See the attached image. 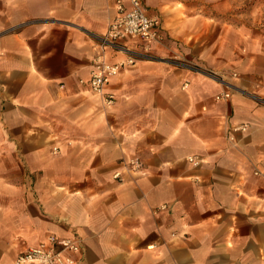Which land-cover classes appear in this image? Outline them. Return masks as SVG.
I'll list each match as a JSON object with an SVG mask.
<instances>
[{"label": "crops", "instance_id": "0c3cea01", "mask_svg": "<svg viewBox=\"0 0 264 264\" xmlns=\"http://www.w3.org/2000/svg\"><path fill=\"white\" fill-rule=\"evenodd\" d=\"M141 2L151 16L168 0ZM114 12L0 0V264L49 235L77 238L79 264H264V101L243 91L264 81L139 56L105 106L81 80L102 52L124 61L101 45Z\"/></svg>", "mask_w": 264, "mask_h": 264}, {"label": "rangeland", "instance_id": "374dc122", "mask_svg": "<svg viewBox=\"0 0 264 264\" xmlns=\"http://www.w3.org/2000/svg\"><path fill=\"white\" fill-rule=\"evenodd\" d=\"M156 11L160 40L148 57L177 60L219 86L264 81V0H168ZM259 89L243 91L264 99Z\"/></svg>", "mask_w": 264, "mask_h": 264}, {"label": "built area", "instance_id": "2783aa9c", "mask_svg": "<svg viewBox=\"0 0 264 264\" xmlns=\"http://www.w3.org/2000/svg\"><path fill=\"white\" fill-rule=\"evenodd\" d=\"M114 16L108 23L105 32L100 36L103 50H112L124 54V61H110L105 52L100 53L92 61L88 78L82 81L90 93L98 96L105 106L113 104L115 98L108 90L110 81L126 63H133L134 58L149 56L152 46L160 40V29L157 20L146 14L141 0H114ZM210 77L212 74L205 73ZM218 79V78H217ZM220 82L227 84L224 80ZM187 85L185 82L184 86ZM264 88V82L255 85ZM230 92L221 90L214 95L216 102L228 100ZM255 98L264 101L262 97ZM230 131L246 132V124H234ZM229 139H233L229 135ZM141 162L138 157L132 156L125 161L126 171H139ZM112 177L120 178V172H115ZM80 245L75 237L58 238L49 235L46 240L36 246L29 247L17 255L14 264H79Z\"/></svg>", "mask_w": 264, "mask_h": 264}]
</instances>
